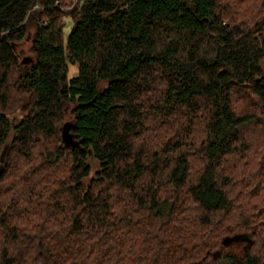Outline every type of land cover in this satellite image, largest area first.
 <instances>
[{"label": "trees", "instance_id": "16d2710c", "mask_svg": "<svg viewBox=\"0 0 264 264\" xmlns=\"http://www.w3.org/2000/svg\"><path fill=\"white\" fill-rule=\"evenodd\" d=\"M68 2L0 0V264H264V0Z\"/></svg>", "mask_w": 264, "mask_h": 264}, {"label": "rangeland", "instance_id": "374dc122", "mask_svg": "<svg viewBox=\"0 0 264 264\" xmlns=\"http://www.w3.org/2000/svg\"><path fill=\"white\" fill-rule=\"evenodd\" d=\"M76 3H77V0H69V2H68L69 6L67 8L68 9L74 8L73 6H75ZM72 22L73 21H72L71 17L68 16V17L65 18V25H66L65 35L68 34L69 29H70V27L72 25ZM31 32H32V30H31ZM29 36H30V34H29ZM29 46H30V41L29 40H27V41H25V42H23L21 44V47L23 49V55L21 56V58H24L26 56L32 58V53L29 51ZM76 68H77L76 65L75 66L74 65H70V73H69L70 76L76 74ZM11 117H12L13 120H16L19 117V113H15V115H12ZM69 130H70V128L67 131L69 132ZM87 161H88V163L90 165V173L92 175L97 170L98 163L96 162V160H95V158L93 157L92 154L88 155ZM27 264H32V262L29 260L27 262Z\"/></svg>", "mask_w": 264, "mask_h": 264}, {"label": "water", "instance_id": "95a60500", "mask_svg": "<svg viewBox=\"0 0 264 264\" xmlns=\"http://www.w3.org/2000/svg\"><path fill=\"white\" fill-rule=\"evenodd\" d=\"M21 61H22V63H29V62L31 61V57L26 56V57L22 58ZM64 127H65V128L68 127V122H66V123L64 124ZM5 150H6V147L3 149L2 153H1V157H0L1 160L4 159ZM1 172H2V167H0V173H1ZM228 242H229V239L226 238V239L224 240V244H227Z\"/></svg>", "mask_w": 264, "mask_h": 264}]
</instances>
